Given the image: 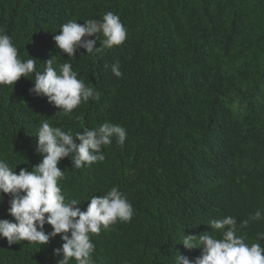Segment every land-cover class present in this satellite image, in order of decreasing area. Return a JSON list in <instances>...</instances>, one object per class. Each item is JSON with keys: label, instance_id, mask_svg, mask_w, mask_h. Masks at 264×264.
I'll list each match as a JSON object with an SVG mask.
<instances>
[{"label": "trees", "instance_id": "1", "mask_svg": "<svg viewBox=\"0 0 264 264\" xmlns=\"http://www.w3.org/2000/svg\"><path fill=\"white\" fill-rule=\"evenodd\" d=\"M107 12L126 28L123 44L96 57L58 49L63 24L101 21ZM0 30L22 60L36 59L42 71L57 55L100 96L63 115L30 93L32 75L0 85V160L17 174L43 159L36 152L43 120L73 133L105 122L126 129L123 145L114 137L102 148L103 161L59 164L62 193L80 199L82 210L112 187L133 207L129 222L91 235L94 264H174L177 252L194 259L201 250L179 243L183 233L214 235L204 224L210 219L231 215L239 225L264 213V0H0ZM2 195L0 219L14 222L11 197ZM258 232L264 219L237 234L264 247ZM62 243L57 235L47 245L9 247L2 238L0 264H56Z\"/></svg>", "mask_w": 264, "mask_h": 264}, {"label": "clouds", "instance_id": "2", "mask_svg": "<svg viewBox=\"0 0 264 264\" xmlns=\"http://www.w3.org/2000/svg\"><path fill=\"white\" fill-rule=\"evenodd\" d=\"M126 37L127 30L119 16L107 12L101 21L89 19L81 25L72 20L63 24L54 40L58 49L69 58H75L81 48L87 51V55H101L105 49L123 44ZM56 56L44 62L41 71L36 67V59L22 60L12 38L0 30V85H13L21 77L32 75L34 87L30 93L46 96L63 115H70L82 102L99 100V93L78 79L72 64H58ZM112 72L117 77L122 75L118 63L112 66ZM36 136V152L43 159L31 171L21 169L17 174L9 163L0 160V202L3 201L2 194L11 197L8 213L14 218V222L0 219V239L6 238L9 247L21 241L43 246L60 235L63 243L53 250V254L62 259L56 264H70L73 259L76 264H94L95 244L91 235H99L102 228L108 230L118 221L129 222L133 207L124 193L112 187L105 195L92 196L87 209L82 210L80 199L66 200L62 193L59 181L65 178V171L59 164L64 158L71 157L74 169H81L86 164L90 166L103 161L102 148L110 145L114 137L123 145L126 129L105 122L97 128H84L82 132L73 133L71 129L65 131L43 120ZM262 219L264 213L260 210L249 214L239 225L237 218L231 215L210 219L204 224L214 230V235L208 232L199 235L183 233L179 242L188 250L200 249L201 255L190 259L177 252L174 264H264V247L259 242L246 243V235L237 234L251 222ZM45 225H50L52 231L46 232ZM257 240H264V232L257 233Z\"/></svg>", "mask_w": 264, "mask_h": 264}]
</instances>
